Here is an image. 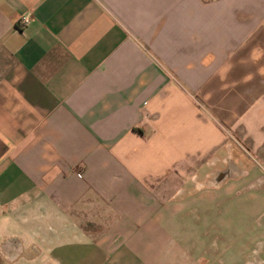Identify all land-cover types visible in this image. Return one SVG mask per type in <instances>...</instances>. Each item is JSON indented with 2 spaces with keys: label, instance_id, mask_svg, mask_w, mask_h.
Here are the masks:
<instances>
[{
  "label": "crops",
  "instance_id": "crops-1",
  "mask_svg": "<svg viewBox=\"0 0 264 264\" xmlns=\"http://www.w3.org/2000/svg\"><path fill=\"white\" fill-rule=\"evenodd\" d=\"M260 216L264 0H0V264H264Z\"/></svg>",
  "mask_w": 264,
  "mask_h": 264
},
{
  "label": "rangeland",
  "instance_id": "rangeland-1",
  "mask_svg": "<svg viewBox=\"0 0 264 264\" xmlns=\"http://www.w3.org/2000/svg\"><path fill=\"white\" fill-rule=\"evenodd\" d=\"M258 215V211H234V207L232 204L225 205L223 211H221L220 215H213V219L209 224H219L221 226V233L219 238V244L227 247V250H231L232 248L229 247L233 243H235L236 240L239 239L240 233L243 235L244 242L251 241L252 238V230L251 227L256 226V216ZM183 216V215H182ZM186 216V214H185ZM187 217V216H186ZM172 216L170 214H166L162 218V223L164 225V228H168V231L170 230V227H176L175 219L177 218L176 215H173V221H171ZM264 220L263 216H260L259 219ZM180 219V216H179ZM179 225H187V219L180 220ZM175 231V230H173ZM215 231H211V236H213ZM188 233H185L183 237H180V241H188L189 239ZM246 239V241H245Z\"/></svg>",
  "mask_w": 264,
  "mask_h": 264
},
{
  "label": "built area",
  "instance_id": "built-area-1",
  "mask_svg": "<svg viewBox=\"0 0 264 264\" xmlns=\"http://www.w3.org/2000/svg\"><path fill=\"white\" fill-rule=\"evenodd\" d=\"M27 21L28 20L25 17L22 18V23H26Z\"/></svg>",
  "mask_w": 264,
  "mask_h": 264
}]
</instances>
